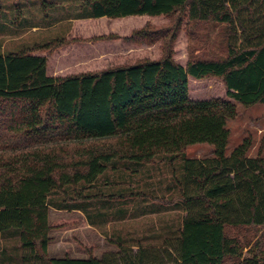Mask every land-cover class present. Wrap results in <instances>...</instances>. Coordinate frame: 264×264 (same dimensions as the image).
<instances>
[{
	"label": "trees",
	"instance_id": "obj_1",
	"mask_svg": "<svg viewBox=\"0 0 264 264\" xmlns=\"http://www.w3.org/2000/svg\"><path fill=\"white\" fill-rule=\"evenodd\" d=\"M81 8L92 18L183 12L197 22L222 24L225 55L182 65L168 44L175 32L158 59L98 73L49 75L47 57L32 50L49 51L67 44L63 40L0 54V139L14 135V147L31 149L13 162L0 159V233L18 230L27 258L40 264H106V254L48 255L50 230L73 223L50 222V207L77 208L85 197L77 186L91 185L113 161L144 165L207 143L213 157H184L177 180L187 211L178 230L179 264H264L262 236H256L264 227V157L247 156L249 139L225 155L235 103L264 104V0H82ZM153 33L140 29L127 39H166L165 32ZM189 77L219 78L226 97L193 100ZM68 188L74 197H66ZM55 194L63 200L51 204ZM228 228L253 235H231ZM246 248L254 253L242 257Z\"/></svg>",
	"mask_w": 264,
	"mask_h": 264
},
{
	"label": "rangeland",
	"instance_id": "obj_2",
	"mask_svg": "<svg viewBox=\"0 0 264 264\" xmlns=\"http://www.w3.org/2000/svg\"><path fill=\"white\" fill-rule=\"evenodd\" d=\"M43 1L48 3L45 8L42 6L40 0H0V54L31 49L39 44L63 40L67 44L55 46V48L53 47L49 51L32 50L34 54H42L47 57V70L49 74L63 77L78 74L81 71L97 72L99 69L110 66V60L112 59L109 58L111 57L109 55L101 57L103 60L100 59L102 62L100 65L89 66V63H85V67L82 66V60L90 54L87 49L90 45L88 41L94 39L97 42L94 44L96 47H93L94 51L92 54L98 51L102 53L105 48L116 50L119 46H116L113 41H116V38L123 39L121 40L122 48L132 49L129 52L128 63H131L133 59L136 62L144 59H158L163 54L164 42L170 39V35L173 32H175V35L172 40H169L168 44L172 48L173 59L182 65H185L192 58L218 59L223 58L225 55V25L197 22L189 19L183 12H176L170 16L129 15L119 18L106 17L100 19L86 16L87 9L81 8L82 0ZM177 17L179 18L177 19ZM140 29L157 34L165 32L167 36L166 39L159 38L155 41H149V39L139 41L135 37H132V40L127 39L131 38L133 32ZM116 57L118 55L113 56V59ZM188 84L189 95L193 100L226 97L225 87L219 78L194 79L189 77ZM235 106L236 117L227 121L229 139L225 155H229L244 139H249L250 147L247 151V156L254 158L259 154L264 157V104L257 103L244 106L240 103H235ZM2 140L9 142L12 148L3 147L6 146L7 142H2ZM14 141H16L14 135L5 133L0 139V159L3 164L7 163L8 157L13 162L18 155L22 154V157H25L31 150L28 145L21 148L14 147ZM184 157L211 158L213 157V147L207 143H199L187 146L184 150V156L181 157L171 154L158 155L155 157L153 165H143V170H141L143 174L139 175L141 178L139 179V183L141 184L144 181L142 179L144 178V174L151 170L163 172L164 176L168 173L170 175L172 172L173 178H180L183 173ZM1 160L0 164H2ZM12 162L11 166L13 165ZM112 163L133 164L127 161H113ZM110 168L107 169L103 176L99 177L98 182L101 185L106 180L105 176L114 174ZM111 181L112 178L107 179L108 184ZM171 182L175 188L174 196L176 198L180 197V194L176 192V188L180 186L174 180ZM110 188L108 187L107 189ZM69 196L70 198L75 196L72 188L67 189L66 197L69 198ZM49 200L51 204H57L63 200V195H50ZM59 219L72 220L73 223L70 226L52 228L50 230L49 256L62 257L69 255L71 257H81L89 255L84 254L82 248H85V250L89 248V252L93 254V251H95L98 256L105 255V251L109 249L117 250L116 244L106 236H97L95 239H93V236L88 237L90 243H86L87 245H85L81 240H83V234L86 229H84L83 225V216L79 212L50 207L49 221L55 222ZM106 223L107 221L97 220L96 228L98 231L106 233L108 226L109 231L113 235L120 233L123 238H133L129 239L131 241L140 238L138 234L139 230H146L151 226L153 228H156L158 225L160 226V222L151 216L130 220L123 226L114 222L110 224ZM126 231L132 233L133 236L125 237L124 233ZM228 232L231 235L237 233L239 237H242L244 234L249 237L253 235L250 231L245 233V230H236L235 228H228ZM260 235L262 236L260 246L264 248V227L260 228L256 236ZM86 242H89L88 239ZM242 242L245 241L242 240ZM254 242V239H251V245ZM252 248L254 247L252 246ZM249 253H254V251H247L246 256ZM29 255L30 251L20 246L18 230L10 229L0 233V264H40L34 259L27 258ZM23 256L26 258L22 259L21 257Z\"/></svg>",
	"mask_w": 264,
	"mask_h": 264
},
{
	"label": "crops",
	"instance_id": "obj_3",
	"mask_svg": "<svg viewBox=\"0 0 264 264\" xmlns=\"http://www.w3.org/2000/svg\"><path fill=\"white\" fill-rule=\"evenodd\" d=\"M103 18L106 17H100V19ZM116 39L113 43L119 46L118 49H110V52L109 49L105 48L102 53L98 51L93 54V47L97 41L95 39L88 41L90 45L87 49L90 54L82 60V66L85 67V63H89V66L100 65L102 63L100 59L103 60L101 57H107V55L111 56L109 57L112 59L110 60L111 65H106L107 67L99 69L97 73L105 69L135 63V59L131 63L127 62L130 57L129 52L132 49L122 48L121 40L123 39ZM115 55H118V57L113 59ZM82 72L86 71L78 72V74ZM49 75L58 76L56 74ZM115 164H109L110 166L108 165L105 171L91 185L80 183L77 186L78 191H81L85 197H80L82 201L78 203L79 206L70 211H77L83 216L84 223H82L86 231H84L83 240L81 241L87 245L86 243H90L88 237L92 236L93 239L97 236H106L113 241L117 246V250L109 249L105 251L107 258H109L106 264H179L177 246L178 230L181 227L182 220L187 214V211L181 198L174 196L175 188L171 181L174 180L177 182L180 178H173L174 175L172 172L170 175L168 173L164 176L163 172L151 170L144 174V178H142L144 181L140 184L139 179L141 178L139 175L143 174L141 170H143L145 165H153L154 163L144 164V166L122 163H118L115 166ZM109 167H111L110 169L114 174L105 176L106 180L101 185L98 179L106 173ZM108 178H112L110 184L107 182ZM161 185L163 186L161 187ZM108 187L110 189H107ZM176 190L180 194L181 188L177 187ZM150 216L157 219L160 222V226L158 225L156 228L151 226L146 230H139L138 234L140 238L135 241L129 240L133 238H123L120 233L113 235L109 231L108 226L106 233L100 232L96 228L97 220L107 221L106 224L114 222L123 226L130 220ZM131 234L129 231H126L124 236H133ZM87 239L89 242H86ZM119 244L122 248H119ZM88 249L85 250V248H82V252L88 254ZM118 251H120V254L114 256V253ZM246 253L247 250H244L242 257H245ZM252 254L249 253L247 256H251ZM93 255L99 258L103 254L98 256L93 251ZM87 256H81L79 258H85Z\"/></svg>",
	"mask_w": 264,
	"mask_h": 264
}]
</instances>
